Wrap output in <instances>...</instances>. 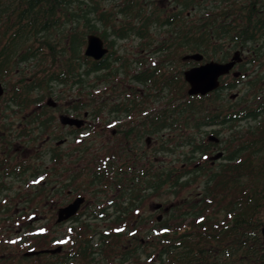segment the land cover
<instances>
[{
	"label": "trees",
	"instance_id": "1",
	"mask_svg": "<svg viewBox=\"0 0 264 264\" xmlns=\"http://www.w3.org/2000/svg\"><path fill=\"white\" fill-rule=\"evenodd\" d=\"M81 19L86 30L79 27ZM89 33L99 35L110 48L116 40L131 36L139 39V49L152 53L153 44L162 47L159 51L167 65L148 67L133 78L151 84L140 103L149 99L154 106L158 98L163 99L167 122L164 125L162 116H153V124L158 122V126L150 133L159 134L165 126L167 138L148 158H134L129 169L135 185L131 191L138 192L146 185L153 198L166 195L179 202L169 198L163 202L171 204L167 217L152 220L147 229L143 227L145 218L133 217L132 210L115 211L104 229L90 223L67 229L63 234L75 237L72 256L68 249L65 255L55 256L67 260L66 264L70 257L76 264H107L116 251L119 264H264V0H0V81L8 82L14 72L19 76L0 98V108L16 107L26 112L41 102L44 93L53 94L54 85H60L75 91L71 105L75 115L88 109L96 118L106 108L113 110V92L93 91L102 79L110 84L116 81L119 70L113 60L127 65L126 71L129 65L122 63L121 57L97 61L85 56L83 45ZM155 33L161 36L159 40ZM109 35L114 38L108 39ZM239 47L255 56L238 64V77L221 78L220 86L205 95L187 94L182 72L196 62L183 61V55L198 52L205 60L223 61ZM137 59L134 69L145 64ZM172 60L174 72L170 70ZM25 63H32L29 75L21 67ZM238 87L236 98L228 99L226 95ZM108 88L114 90L112 85ZM154 88L165 93L157 97ZM140 103L136 101L135 106ZM23 116L27 120L21 135L27 143L54 134V117L46 111ZM6 123L0 121V130H9ZM205 126H214L217 135L226 129L218 142L226 153L216 166L202 156L209 153V143L201 134ZM0 147L10 150V140H0ZM74 150L81 161L84 154L89 156L86 172H94L95 178L112 187L111 174L117 170L112 143L96 150L78 143ZM175 153L177 158L167 159L165 166L154 163L155 156ZM36 156L35 160H42L41 153ZM60 156L56 151V159ZM48 165L25 158L14 163L0 159V196L9 186L7 179L27 185L48 174ZM192 185H198L195 196L184 197ZM46 191L41 187L39 194L48 199ZM37 196L31 192L25 201L34 203ZM34 212L37 208L24 211L23 218ZM104 213V207L96 210L95 219L104 220ZM47 228L30 225L19 235V252L13 254L7 244L10 238H3L6 232L0 224V264H33L32 236L47 242L51 235ZM94 234L101 238L96 257L89 248V236ZM47 253L39 252L40 259Z\"/></svg>",
	"mask_w": 264,
	"mask_h": 264
},
{
	"label": "flooded vegetation",
	"instance_id": "2",
	"mask_svg": "<svg viewBox=\"0 0 264 264\" xmlns=\"http://www.w3.org/2000/svg\"><path fill=\"white\" fill-rule=\"evenodd\" d=\"M162 48L159 44H153L151 49L152 53L150 52V49L142 48L140 51L145 52V56H149L154 58V56H157V59L155 61H152V64L148 66H144L148 63L147 59H143L145 64L143 66H139L141 69L139 71H135L134 68L131 67V63H134V66L136 65L137 57H134L133 59H126L127 62L121 59V62L124 64H128L130 69H132V72L130 73L129 80L127 82L131 81L133 84H137L141 86V89L131 85L129 87L128 85H125V82L122 84L119 82L115 83V86L119 84L117 87L120 89L114 91L110 97L111 101H115L113 104L115 105V108L113 110H108L107 108L104 110H107L106 113L108 115V119H106L102 124L100 122L101 119V113L98 115V117L93 118L92 115L88 112V109H84V111L80 112L82 113V116L80 117L79 114L74 115V112L72 111L71 107L68 108V112L70 113H63L57 114L55 117L54 113H52L54 116L53 121L55 123V126L57 125V122H59V116L62 114H69L73 117L89 119V124H83L81 127H75L70 125H62L60 124V127L67 128V134L63 137L56 138L55 136L57 134H61V132H53L54 134L52 136H47L46 140H53L55 141V144L49 149V165H50V171L48 172L49 181H48V199L46 200L49 202L48 208L52 211L51 212V218L52 222L50 225L51 235L46 238L47 242H41L38 241L37 238L33 235L32 236V247L31 252L34 254L33 264H46L47 262H51L53 264H66L65 261H63L62 257L55 256L58 255H65L66 249H68V254L72 256V253L70 252L73 248V241L75 239L74 236L71 235H65L63 233L68 232L67 229H71L72 227H79V225H83L85 223H90V225H94L96 228V224L100 222V220L95 219V211L99 210L101 208H105L106 210V216L104 219H107V223L109 222V219L116 213L115 211L119 210H132L133 217H143L144 220V229L150 228L152 220L156 219V216L160 214V211H163L164 204L162 203V206L159 209L155 208V205L158 202L152 201L151 196V190L149 186L144 185L140 188L138 192H132L131 189L134 188V183L131 177V172L129 169L132 168V163L134 162V158L138 155L139 157L145 156L149 157L151 156L152 152L155 149L160 148V146L166 141L167 138V129L164 126V128L160 131V133L152 134L150 131L153 129V126H158V122H155L153 124V116L155 118L162 116V119L164 121V125L167 122V112L165 110L163 99L158 98L154 106L151 104L150 100L145 101L143 103L141 102V98L145 95L146 97V88L147 86L151 87L150 82H147V85L141 83L140 81H136L133 78V75L136 72H140L142 70H145L148 67H154L157 65L160 66H166L167 65V59H165L159 49ZM241 51V55L243 57V61H249L255 56L254 52H249L247 50H244L243 47L236 48ZM234 49L233 51H235ZM232 51V52H233ZM231 55L227 57V59L223 60L226 61L230 58ZM109 57V58H108ZM121 57L115 53L113 49L110 50L108 48V52L100 58L101 60L108 58L110 60L111 58H118ZM124 58V57H123ZM141 58V57H139ZM99 59V60H100ZM142 59V58H141ZM107 60V59H105ZM114 63H119V65L116 66L118 68V73L123 72V76L128 72L124 71V67L121 65L119 60H113ZM191 66V64H190ZM105 70V69H104ZM172 72L175 71L174 69V61H171V69ZM234 70H238V65H236L229 74H227L225 77L230 79L232 77L231 73ZM183 76V72H182ZM126 77V76H125ZM131 79V80H130ZM122 86H125L126 89ZM155 94H157V97L159 95H163L165 92L162 90L161 92L157 90V88H154ZM128 91V92H127ZM159 91V92H158ZM6 95V91L4 95L1 98H4ZM138 95V97H136ZM56 97H60L59 95H56ZM51 99V98H49ZM53 100V99H52ZM83 100L86 101V96L83 97ZM55 101V100H53ZM139 102L140 106L136 107L135 103ZM4 103L5 101H1ZM162 103L163 105L161 107H158L157 104ZM40 102L33 104V108H29L26 112L16 108H0V121H6L7 123L4 124L5 127H8L9 130H0V140L2 143L8 142L10 140V150L1 149L0 147V159L10 160L12 163L15 161H19V152L22 150V145L20 143V140L22 139L21 131L23 129V122L27 120V117L23 116L25 113H32V112H40L44 110H40ZM47 103V101H46ZM45 103V104H46ZM57 105V102L55 101L54 106H50L49 111H52L55 109ZM143 105V106H142ZM103 110V111H104ZM13 114H19L21 116L19 122L14 127L12 121H10L9 115ZM86 114V115H85ZM57 119V120H56ZM100 124L99 131L96 133L98 134L97 141L91 142L93 143V147L89 144L90 141H85L87 145H90L91 150H96L98 147L101 148L102 146L106 144L112 143L114 146L115 154L113 156L115 160V167L116 171L111 174L113 180L111 181L112 187H109V185H104V182L101 180H98L95 178L94 172H86L83 167H77L74 168V165L81 162L79 156L77 155V152L71 147L67 148L64 151L60 149V147L66 142L67 139L68 143H72L73 147L74 145H77L78 143H83V138L81 137V133L83 131H93V125ZM173 124V122H171ZM62 125V126H61ZM113 126V127H112ZM1 127V124H0ZM112 127V129H110ZM214 126H205L202 128L201 134L205 137V140L209 143V153L206 155H202L211 166H216L221 160H213L212 156L219 151H222L225 155V151L223 149L222 143L219 144L216 140V138H212L211 136L221 137V132L216 134L217 132L213 129ZM54 130V129H53ZM144 138L145 145L140 143V140ZM63 140V143H57L59 140ZM38 150L35 149L34 153H36ZM58 151L62 156L56 159L55 153ZM136 151V152H135ZM38 153V152H37ZM36 153V154H37ZM75 153V155H74ZM16 154V155H15ZM35 154V156H36ZM105 152L101 151L100 156H103ZM87 155V154H86ZM163 155V157H162ZM166 154H160V156L154 157V163L158 164L160 162H163V164H159V166H165L167 163V158L165 156ZM224 155L222 157H224ZM3 173V172H2ZM0 171V176L2 175ZM12 178V177H11ZM119 178V179H118ZM130 182V183H129ZM126 188L128 190L126 191ZM108 189L109 191H107ZM106 191V192H105ZM144 192V193H143ZM128 194V195H127ZM134 196V197H133ZM166 196V195H165ZM83 197V202L79 205V208L77 211L67 219L58 222L57 216L60 208L68 205L69 203L73 202L76 198ZM155 199H158L157 197H154ZM137 199V200H136ZM39 197H35L34 199V208H38L39 203ZM148 204L150 206L151 211L147 214L141 213V210L144 209V207ZM143 205V206H142ZM140 211V212H139ZM168 213V212H165ZM108 215V218H107ZM34 219H40V216L38 212H34L33 216ZM50 218V219H51ZM33 227L38 228L40 225H44L42 223H35L32 222ZM130 225H133V222L131 220ZM57 227H63L64 231H62L60 234L56 232ZM36 232H38L36 230ZM81 240H84L85 238H80ZM99 235H91L89 236V240L91 241L89 244L90 250L93 252L92 255L94 257L100 255L96 251V247L98 246V241H100ZM11 246V245H10ZM11 248V247H10ZM21 250V249H20ZM41 251H48L47 257H43L40 259L41 256H39V252ZM22 252V250H21ZM50 256V257H49ZM93 263H99L98 261H93ZM67 264H76L73 263L72 257L69 258ZM100 264V263H99ZM107 264H119L118 261V251L113 255V258L110 263Z\"/></svg>",
	"mask_w": 264,
	"mask_h": 264
},
{
	"label": "rangeland",
	"instance_id": "3",
	"mask_svg": "<svg viewBox=\"0 0 264 264\" xmlns=\"http://www.w3.org/2000/svg\"><path fill=\"white\" fill-rule=\"evenodd\" d=\"M82 6H85V5H82ZM107 6V5H106ZM86 7V6H85ZM107 8H110V7H107ZM90 17H93L92 14L89 15ZM84 19H81L80 20V24H79V27H83V29H85V27L83 26L84 25ZM100 28H98L100 31H103L102 27L99 26ZM86 30V29H85ZM155 36V39L156 40H159L161 38L160 35H157L156 33L154 34ZM114 38V35H109L108 36V39H113ZM139 45H140V42H139V39L136 38L135 36H131L130 38H127L125 40H116L115 41V44L113 46V48H110L113 49L115 51V53L119 56H121V59L124 60L125 62H127L126 59H133L134 57H141L142 59H147L148 60V63L146 65H144L145 67L152 64V61H155L157 59V56H154L151 57L152 54H150L149 56H145V52L144 51H140L139 49ZM84 46V45H83ZM84 48V47H83ZM172 56H174V54H172ZM124 57V58H123ZM34 63V62H33ZM114 63V62H113ZM193 64H197V63H192ZM32 63H29V64H22L21 67H24V70L27 72V74L29 75L30 72V67H31ZM119 65V63H114L113 66H117ZM126 66H124V71H126ZM131 67L134 68V63H131ZM141 68L140 67H137L135 68V71H139ZM33 72V70H32ZM132 72V69H130L128 67V72L123 76V72L119 73V75L116 76V81L111 83L108 82V81H104L102 79V81L100 83H97L96 85V90H94L93 92L94 93H98V92H101V93H104V92H107L108 94L116 91V88L117 90H119L120 88L117 87L119 84H117L115 86V83L116 82H119V83H123L125 82V85L131 87V85H134L138 88L141 89V86L140 85H137V84H133V82L131 81L130 82H127L129 80V76H130V73ZM126 76V77H125ZM29 77V76H28ZM19 78L18 74L16 72L12 73L10 76H8V82H3V81H0L5 89L7 90V88L9 87V84L12 83L13 81L17 80ZM131 80V79H130ZM90 82H92V80H90ZM108 85H112L113 86V89H109L108 88ZM126 89L125 86H122ZM238 88H234L233 90H231L230 93H228L226 95V97L230 100H233L235 99L236 97L234 98H231L230 96L233 94V93H238ZM42 93H44L43 91H41ZM74 90H71L70 87L68 86H60V85H54L53 87V94H48V93H44V96L42 97V100L41 102L39 103L40 104V110H44L46 111L49 115H53L52 113H54L55 117L57 116V114H60V113H63L62 111H66L68 110V108L71 107L72 105V96L74 95ZM128 92V91H127ZM85 94L87 95L88 92H85ZM56 95H59L60 97H56ZM112 95V94H111ZM53 99L57 102V105L55 107L54 110L52 111H49L50 107L47 106L45 103L47 101V99ZM87 101V99H86ZM112 103H114L115 101H111ZM164 103V102H163ZM163 104L160 102L159 104H157L158 107H161ZM34 106H32L31 108H33ZM84 110H82L83 112ZM107 110H104L102 111V115L100 116L101 119H100V122L101 124L106 120L108 119V115L106 113ZM37 112V111H36ZM68 111H66L65 113H67ZM37 113H40V111L38 110ZM70 113V112H68ZM75 115V114H74ZM80 117L82 116V113L79 114ZM53 116V117H54ZM21 116L19 114H13V115H9V120L12 121L14 127L16 126V124L19 122ZM57 120V119H56ZM90 122V118L89 119H85L84 121V124H89ZM62 126V125H61ZM25 127V122H23V128ZM99 127H100V124L98 126V124H95L93 125V131L92 132H89V131H83L81 133V137H84L83 138V143H85V141H90V145L91 147H93V143L91 142V140L93 142H96L97 141V137H98V134L96 133L97 131H99ZM113 127V126H112ZM112 127H110V129H112ZM53 132H61L62 134L66 135L67 134V137H68V133H67V128H63V127H60V124L57 122V125L55 126V123L54 121L52 122V126H51ZM218 129V128H216ZM35 130V129H34ZM33 130V131H34ZM36 131V130H35ZM35 134V133H34ZM221 134L224 135L226 134V129L225 128H222L221 130ZM46 136H50L48 134H44L39 140H31L29 139L28 143L27 141L21 139L20 140V143L22 145V150H20L19 152V159H28L30 160L31 162L33 163H37V164H44L45 166H47L49 163L48 161V155L47 153L49 152V149L55 144V141L53 140H46ZM68 140L70 139H67L66 142L60 147L61 150H65L67 148H75V145L73 147L72 143H68ZM27 143V144H26ZM140 143L145 145V141H144V138L140 140ZM26 144V145H25ZM37 149L38 153H34V150ZM180 151V150H179ZM179 151H176L179 152ZM39 153L42 154V160H35L37 159V156ZM175 154H172V155H169V156H166L167 159L169 158H177V155ZM16 155V154H15ZM84 159L83 161L77 163L74 165V168H79V167H83V169H85V160L86 158H88L89 156L84 154ZM163 157V155H162ZM36 161V162H35ZM222 161V160H221ZM48 167H50V165H48ZM45 174V176L43 175V177L40 178V180H30L27 185L25 186L24 183H22L21 181L19 180H15V179H7L6 182L7 184L9 185L8 188L6 190H4V192L2 193V196L1 199H0V218H3V217H6L5 220H0V224L2 225V227H4V231L6 232L3 236V238H10V240L7 242V244H9V247L12 248V252L13 254H16L17 251L16 250V247H17V244H18V240H19V235H23L24 232L26 231V229H29V226L32 225V222H39V223H42L44 225H46V227H48L47 229H49V231H53L50 229V225H51V222H52V218H51V210L48 208V203L46 200V198L43 196V195H40L39 194V190L41 187H46V189L48 190V181H49V176L48 174L46 173H43ZM47 183V184H46ZM198 189V185H192L189 190L187 192L184 193V197L188 195H191V197H194V191H196ZM31 192L33 194H38L39 196V203H38V214L40 216V219H34L33 217L32 218H29L28 220V217H31L32 213L27 217L23 218V212H30L33 208H34V204L35 203H30L29 201H25V197L29 194H31ZM38 192V193H37ZM48 192V191H46ZM168 198L171 199L170 201H174L175 199H172L170 196H163L162 198H158V199H155V198H152V201L153 203L154 202H165V201H168ZM186 200L188 201V199L186 198ZM174 202H179L178 200H175ZM32 206V208L30 209V207ZM151 209H150V206L148 204H146V206L144 207L143 210H141V213L143 214H147L148 212H150ZM140 212V211H139ZM160 213H163V211H160ZM164 214V213H163ZM104 215H106L104 213ZM167 217V215H165ZM8 217L10 219H8ZM51 218V219H50ZM107 224V219H104V220H101L100 222H98L96 224V229H104L105 226ZM56 229V232L58 234H60L62 231H64V228L63 227H57V228H54V230ZM26 233V232H25ZM24 241V240H23ZM11 245V246H10ZM24 251H27V248H25ZM22 253V252H20ZM24 254H22L20 257L22 258Z\"/></svg>",
	"mask_w": 264,
	"mask_h": 264
},
{
	"label": "water",
	"instance_id": "4",
	"mask_svg": "<svg viewBox=\"0 0 264 264\" xmlns=\"http://www.w3.org/2000/svg\"><path fill=\"white\" fill-rule=\"evenodd\" d=\"M108 51V48L104 46L103 39L96 34H88L86 36V48L84 54L88 57H92L94 60H99L102 58ZM194 60L196 62H200L203 59V55L201 53H191L183 56V60ZM242 61L241 52L236 50L232 53L229 60L224 62H219L216 60H208L196 66H192L186 70H184V80L188 84L187 94L190 96L193 95H205L213 90H216L220 86V78L222 76L227 75L230 70L237 64ZM240 72H233V76L237 77ZM4 93V87L0 82V96ZM237 94H232L230 97L234 98ZM47 104L50 106H54L55 102L51 99L47 100ZM86 115V114H85ZM59 121L63 125H74L76 127H80L84 124L83 119L71 117L66 114H62L59 116ZM215 138L211 136V139ZM217 140V138H216ZM63 140H59L58 143H62ZM223 155L220 151L216 153L212 159H218ZM83 202V197L76 198L73 202L68 205L60 208L57 216V221H63L68 217L72 216L79 205ZM162 206L161 203L155 205V208L158 209ZM169 209V206L165 207V211ZM162 219V215L157 216V220L160 221ZM264 232V230H263Z\"/></svg>",
	"mask_w": 264,
	"mask_h": 264
},
{
	"label": "bare ground",
	"instance_id": "5",
	"mask_svg": "<svg viewBox=\"0 0 264 264\" xmlns=\"http://www.w3.org/2000/svg\"><path fill=\"white\" fill-rule=\"evenodd\" d=\"M55 30V29H54ZM60 31V30H59ZM174 169H176V168H174ZM130 183V182H129ZM150 184V183H149ZM140 190V189H139ZM133 192V191H132ZM144 193V192H143ZM128 195V194H127ZM134 197V196H133ZM137 200V199H136ZM143 206V205H142ZM131 212V211H130Z\"/></svg>",
	"mask_w": 264,
	"mask_h": 264
}]
</instances>
